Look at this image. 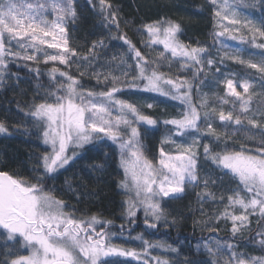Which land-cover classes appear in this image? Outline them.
<instances>
[{
	"label": "snow or ice",
	"instance_id": "snow-or-ice-1",
	"mask_svg": "<svg viewBox=\"0 0 264 264\" xmlns=\"http://www.w3.org/2000/svg\"><path fill=\"white\" fill-rule=\"evenodd\" d=\"M89 5L107 29V39L120 41L128 59L107 54L109 45L103 37L93 41L87 53L71 46V33L77 30L73 27L78 19L76 0H0V87H7L13 78L10 64L20 66L21 61L43 63V70L38 66L29 70L48 80L39 86L38 98L25 105L24 115L39 129L36 135L44 146L33 176L25 179L0 171V248L4 249L0 264H264V101L253 104L251 96L236 90L242 87L248 93L255 85L254 93L264 95V18L257 23L247 11L259 7L264 12V0H206L212 17L211 44L186 45L181 25L171 20L142 25L138 34L147 37L145 52L121 30L118 5L110 0L96 4L89 0ZM228 39L241 47L229 46ZM152 53L158 59L153 60ZM228 60L259 75L242 78V84L234 81L227 71ZM174 64L183 76L168 74ZM74 66L78 76L71 74ZM117 67L116 73L102 71ZM208 72L218 74L215 83L222 81L232 97L227 112L222 108L217 112L207 103V93L200 91L207 86ZM85 76L95 83L85 84ZM139 92L178 101L179 116L159 121L144 114L124 98ZM194 95L200 103L193 102ZM160 124L170 126L169 134L149 159L143 137ZM0 133L9 134L4 122ZM239 135L253 141V147L228 143ZM206 136H211L208 143L203 142ZM105 144L115 146L124 176L117 184L126 197L119 208L118 228L113 220L94 214L76 215L74 207L46 187L80 150ZM201 158L214 167L209 170ZM190 189L201 190L196 196L202 205L223 202L225 210L210 217L211 222L205 220L201 230L219 232L221 221L225 226L231 222V242L202 239L197 249L209 259L196 261L181 260L180 249L165 241L150 242L140 232L133 237L132 228L138 223L145 231L154 230L150 235L173 227L177 219L169 218L172 203L185 199ZM237 209L240 214H235ZM253 214L257 227L244 247H253L259 255L239 248L240 233L252 231ZM130 239L140 242L139 250L126 246Z\"/></svg>",
	"mask_w": 264,
	"mask_h": 264
},
{
	"label": "trees",
	"instance_id": "trees-1",
	"mask_svg": "<svg viewBox=\"0 0 264 264\" xmlns=\"http://www.w3.org/2000/svg\"><path fill=\"white\" fill-rule=\"evenodd\" d=\"M97 2L98 0H93L94 4ZM110 2L120 8L117 19L121 24V30L127 34L142 52L146 51L143 41L147 37L138 34L142 31L141 26L163 19L171 20L181 25L183 32L181 39L186 45L196 46L197 42L200 44H211L212 31L209 21L203 15L202 7H199L195 0H110ZM76 10L78 19L73 27L77 30L71 33L73 36L71 46L75 47L78 53H87L93 41L103 37L105 43L109 45L108 49L105 50L107 54H118L128 59L126 49L119 46L120 41H109L107 39V29L103 27L97 11L89 5V0H76ZM125 21H129L127 26L124 25ZM112 35H117V33L113 31ZM47 51L54 53L57 50L47 49ZM151 55L153 60L158 59L155 53ZM25 63L29 67H24ZM113 63L119 66L120 60H114ZM32 66H38L41 70L46 67L43 63L35 65L34 62L23 61L20 62V66L10 64L13 78L7 81V87H0V122H4L6 127L9 128V134L0 133V171L25 179H31L33 176V169L38 163L37 157L44 150L41 140L36 135L39 129L33 128L24 115L27 111L25 105L29 104L32 99L38 98L36 92L39 86L47 85L48 83L46 76L41 78L34 76L29 70ZM58 66L63 69V66ZM118 70V67L115 69H102V71H111L112 73H116ZM225 71L226 69L221 67V72ZM227 71L239 75L249 73L246 67L237 63L227 64ZM71 74L74 76L79 75L75 66L71 69ZM168 74L183 76V73L177 71L175 64L172 72ZM217 75L214 72H208L206 78L207 86H202L200 91L207 93L208 104L219 108L223 107L228 111L227 108H230L232 98L228 100V104H221V101L225 99L223 94L224 86L220 85L218 88L214 86L216 84L214 76ZM208 81L212 83H208ZM83 82L88 85L95 83L94 80L87 79V76L83 78ZM124 98L136 104L144 114L159 121L172 118L171 113L175 110L173 106V110L170 108L163 109L162 105H165V103L162 100L158 101L159 98L155 99L153 93L139 92L125 95ZM194 99L195 103H200V100L195 95ZM251 100L255 104V100L252 97ZM145 101L152 104L153 107L148 108L145 105ZM168 103L170 102L168 101ZM23 125L28 126L23 127ZM169 127L160 124L157 128L149 131L154 142V144L149 142L151 151L156 152L155 146L157 142L166 132H169ZM210 140L211 138H209ZM228 143L235 148H240L241 146L252 148L254 142L246 140L243 143L231 141H228ZM80 153L65 170H62V174L58 175L57 179L51 180L46 187L52 190L54 196L64 200L67 205L74 207L77 210L76 215L94 214L101 219L113 220L118 228L122 223L119 208L126 197L121 194L122 190L117 187L118 182L124 179V176L115 146L110 144L100 147L88 145L85 149L80 150ZM201 163L205 164L209 170L214 167L210 162H205L203 158H201ZM229 183V181H225L226 185ZM231 187H235V184L232 183ZM200 191V189L189 191L185 199L172 203L169 218L175 217L177 219V223L173 227L160 229L150 235L149 233H153L154 230L145 231L144 225L138 223L132 228L133 237L140 232L150 242L165 241L174 247H178L182 253L180 256L181 260L185 257L196 261L209 259V257L202 254V249H197L198 242L210 237H217L229 242L234 238L229 231L231 222H228L227 226H225V222L221 221L219 232L201 230L205 227L203 222L205 220L211 222L209 218L215 216L218 212L224 211L225 206L223 202L219 201H209L202 205L198 202L196 196V193ZM209 191L213 192L215 189L210 188ZM201 210L204 213L203 215ZM227 210L233 211L231 208ZM236 212L237 210L235 214ZM249 219L252 231L245 230L240 233L241 242L239 248L241 251H247L252 255H259V252L254 250L253 247H244L248 239L255 234L257 227L256 215H251ZM126 246L139 250L140 242L130 239L126 242ZM3 251L4 249L0 248V254ZM154 251L158 252L159 250ZM132 264H135V262H132Z\"/></svg>",
	"mask_w": 264,
	"mask_h": 264
},
{
	"label": "rangeland",
	"instance_id": "rangeland-1",
	"mask_svg": "<svg viewBox=\"0 0 264 264\" xmlns=\"http://www.w3.org/2000/svg\"><path fill=\"white\" fill-rule=\"evenodd\" d=\"M196 1V3L198 4V6L199 7H202V9H203V12H204V16L205 17H207V19H208V21H209V25H210V27H211V31L213 30V27H212V17H211V15H210V13L208 12V10H207V7H206V0H195ZM248 12H249V14L251 15V17H252V19H254L255 21H257V23H259V21L264 17V12H262L260 9H259V7H257V8H254V9H248L247 10ZM233 34H235V33H233ZM210 43H212V41L210 42ZM225 43H227L229 46H231V47H241V45L239 44V42L238 41H233V40H230V39H228V40H225ZM246 47V46H245ZM250 51H255V49H252V50H250ZM214 55H215V53H214ZM121 63V62H120ZM230 63H237V62H235V61H232V60H228V61H226V64H230ZM237 64H239V63H237ZM239 65H241V66H243V67H246L245 65H242V64H239ZM247 68V67H246ZM248 69V71H249V73L248 74H244V75H239V74H237V73H231L232 74V76L230 77V78H234V81L235 80H240V82H241V84L243 83V79L242 78H249V77H252V74H255L256 76H258L259 74L258 73H256V70L255 69H249V68H247ZM224 73V72H223ZM215 78L217 77V76H214ZM252 78H255V77H252ZM220 85H222V86H224V89H223V94L225 95V99H227V100H229L230 98H232L231 97V95H230V93H228V91H227V88H226V85L221 81L218 85L217 84H215L214 86H216L217 88L220 86ZM257 86H253L252 88H249V91H248V93H243V89H242V87H238L236 90L238 91V92H241L242 93V95H244V96H251L254 100H255V104L256 103H258V102H260V101H264V95H261L260 94V92L259 91H255V93H254V89L256 88ZM208 92V91H207ZM153 95H154V98L155 99H157V98H159L158 99V101H163V103H165V105H162V107H163V109H172V106L173 107H175L174 109V112H172L171 113V115H172V118H176V117H178L179 116V113H180V111H181V105L179 104V102L178 101H174V100H171V99H169V98H167V97H163V96H159V95H157V94H154L153 93ZM164 100H167V101H164ZM194 96H193V102H194ZM206 100H207V103H209V100H208V96H206ZM168 101L170 102V103H168ZM195 103V102H194ZM149 104V102H147V101H145V105L147 106ZM155 105V104H154ZM213 106H215V105H213ZM221 108H219V107H217V112L220 110ZM222 109L224 110V111H226L227 112V110L226 109H224L223 107H222ZM227 109H229V108H227ZM173 110V109H172ZM153 130V129H152ZM143 131V130H142ZM169 134V132H166V134H164L163 136H162V138L157 142V144H156V152H153V151H151V149L149 148V146H151L150 144H149V142H151L152 144H154V142H153V139L151 138V133L150 132H147V133H145V135H144V137H143V143H144V153H145V155L149 158V159H152L153 157H155L156 155H157V150H158V147L160 146V141L163 139V137L164 136H166V135H168ZM177 139H181L180 137H176ZM209 138H211V136H206L205 137V139H204V143H208L209 142ZM246 140H248V139H246L243 135H239V136H235V137H232L229 141H231V142H241V143H243V142H245ZM251 141V140H250ZM154 146V145H153ZM166 147H170V146H167L166 145ZM173 152L175 151V149H171ZM201 152H202V149L200 150ZM189 191H192V189H190ZM236 214H240V212H239V210L237 209V212H236Z\"/></svg>",
	"mask_w": 264,
	"mask_h": 264
}]
</instances>
